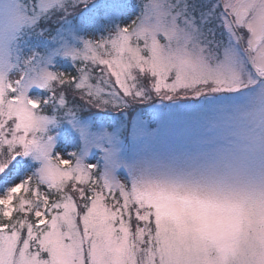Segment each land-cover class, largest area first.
<instances>
[{
  "label": "snow or ice",
  "instance_id": "6c2138e0",
  "mask_svg": "<svg viewBox=\"0 0 264 264\" xmlns=\"http://www.w3.org/2000/svg\"><path fill=\"white\" fill-rule=\"evenodd\" d=\"M0 264H264V0H0Z\"/></svg>",
  "mask_w": 264,
  "mask_h": 264
}]
</instances>
